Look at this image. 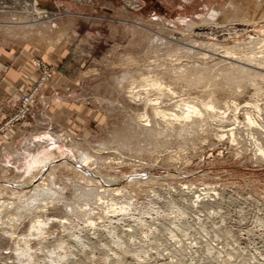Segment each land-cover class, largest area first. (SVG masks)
<instances>
[{"label":"rangeland","instance_id":"rangeland-1","mask_svg":"<svg viewBox=\"0 0 264 264\" xmlns=\"http://www.w3.org/2000/svg\"><path fill=\"white\" fill-rule=\"evenodd\" d=\"M133 3L138 7L130 9L124 0H49L40 4L57 18L43 22L35 15L37 22L30 26L26 12L10 0H0V42L6 48L20 44L16 51L30 52V64L21 66L30 67L33 78L23 94L35 96L25 116L20 113L21 98L1 114L0 202L16 204L28 198L31 187L2 186L25 185L37 169L27 174L35 157L65 152L43 170L56 195L62 193L59 201L53 197L38 202L27 207L34 211L27 213L12 205L9 210L0 207V264H264V159L253 153L255 129H245L241 108L257 105L248 111L264 125V70L246 61L264 49V0ZM236 19L247 20L254 29L241 33L237 27V34L222 39L206 28L217 22L232 28ZM251 38L257 44H250ZM232 67L252 69L256 85L249 79L247 85L214 93L213 84L223 83L222 73L234 71ZM193 68L210 72L213 81L191 87L187 82L194 77ZM149 80L162 84L161 97ZM130 88L141 97L160 98V110L167 114H180L186 110L182 103L190 102L201 109L205 124L196 126L199 130L189 127L192 137L176 142L175 132L186 123L170 117L173 123H184L175 126L168 117L144 111L128 98ZM225 101L241 107L236 112L229 108L223 124L209 122L202 102L214 103L223 112ZM143 113L161 144H149L131 131L132 121ZM233 127L231 136L228 130ZM85 156L91 160V170L86 169L93 181L63 165ZM106 178L114 187L103 183ZM86 188L124 190L117 197L105 195L103 204L97 198L87 202L80 192ZM74 206L89 214L77 216ZM34 220H43L41 232Z\"/></svg>","mask_w":264,"mask_h":264},{"label":"bare ground","instance_id":"bare-ground-1","mask_svg":"<svg viewBox=\"0 0 264 264\" xmlns=\"http://www.w3.org/2000/svg\"><path fill=\"white\" fill-rule=\"evenodd\" d=\"M4 1V0H3ZM6 1V0H5ZM10 1H12L15 5V7H16V5L18 6V7H20V9L23 11V12H26V14H28L29 16H30V18H31V21L29 22V24L31 23V25L30 26H33L37 21L34 19V16L35 15H37V16H39V17H41L40 19L44 22V21H47V20H50V19H56L57 18V16L56 15H54V14H51V13H48L46 10H44L43 9V7L41 6V4H40V6H36V5H34V4H32V3H29V2H26V1H19V0H10ZM11 3V2H10ZM124 3L127 5V7H129L130 9H133V8H137V7H135V5H134V3H133V0H124ZM15 7H13V8H15ZM10 8V7H9ZM1 9V8H0ZM11 10V9H10ZM14 10V9H13ZM3 11H5V10H3ZM21 11V12H22ZM36 16V17H37ZM29 18V19H30ZM261 19H263V26H264V17H261ZM235 21V20H234ZM236 21H237V19H236ZM233 22V21H232ZM248 23V21L247 20H239V21H237L235 24L233 23V25H232V28H230L231 26H229V28L227 27V26H223V24L222 23H219V22H217V24H213L214 26H212V27H206V28H208L207 30L209 31V32H211L215 37H217L218 38V36H220V38H222V39H225V37L227 38H229V36L231 35H235V34H237V32H239V31H237V27H239V28H242V29H240L241 31V33H244V32H247L248 30L247 29H249L250 28V30L251 29H254L253 27H250L249 26V23ZM9 24H16V23H9ZM27 24V23H26ZM222 24V25H221ZM226 24H227V22H226ZM225 24V25H226ZM228 25H231L230 23L228 24ZM199 31H200V29H199ZM253 32V31H252ZM200 33V32H199ZM253 35V34H252ZM250 36V35H249ZM261 41V40H260ZM261 42H264V39L261 41ZM250 44H257L256 43V38H255V40L254 39H252L251 38V41H250ZM262 48H264V44H262ZM264 50V49H263ZM260 51V52H257V53H253V54H251L250 56L251 57H248L247 59H246V61L247 62H250V60H252L253 62H255L256 63V65L257 66H255V69H258L259 70V66H260V68L262 67L263 68V70H264V56H259V54H263L264 55V51ZM256 55H258L259 57H256ZM235 63V62H234ZM236 64V63H235ZM233 65V64H232ZM243 65V64H242ZM249 65V64H248ZM247 65V66H248ZM230 66V65H229ZM246 65H244V67H245V69L247 68V69H249V66L247 67ZM231 67V66H230ZM229 67V68H230ZM243 67V68H244ZM254 67V66H253ZM226 68V67H225ZM233 68V67H232ZM194 69V68H193ZM231 69V68H230ZM234 69V71H232V70H226V72H223L222 74H224V81L223 80H221V81H223V83H221V84H217V83H214L213 84V87H214V93L218 90V91H225V89H227L228 87H233L234 86V88L236 89V88H239V87H235V86H241V85H244L245 83H246V85H247V80H252L251 78H250V76L251 75H253L252 73H250V72H252L251 70L250 71H248V72H246V70L244 69H239V70H236L235 69V67L233 68ZM238 69V68H237ZM195 70V69H194ZM221 70V69H220ZM219 70V71H220ZM212 71V70H211ZM170 72V71H169ZM188 72V71H187ZM187 72H184V73H179V74H186ZM191 72V71H190ZM253 72H255V71H253ZM164 73V72H163ZM191 73H193V75H194V77H193V79L192 80H189L187 83L191 86V87H200V86H202V85H204V84H206L207 82L209 83V81H213V79H211V76H210V72H208V71H205V69L203 70L202 68L200 69V70H195L194 72L192 71ZM191 73L189 74V73H187V74H189V75H191ZM167 74V73H166ZM255 74H256V72H255ZM169 75V74H168ZM183 75V76H184ZM212 75V74H211ZM219 75V74H218ZM261 75V74H260ZM264 75V74H263ZM176 76H178V74L176 75ZM176 76H173V77H176ZM182 75H180V77H181ZM182 76V77H183ZM187 76V75H186ZM215 76V75H214ZM254 76V75H253ZM172 77V78H173ZM189 77V76H188ZM187 77V78H188ZM213 77V76H212ZM255 77H257V78H260V76H258V75H255ZM261 77H263V76H261ZM184 78V77H183ZM190 78H192V76L191 77H189L188 79H190ZM218 78H220V76L218 77ZM252 78H254V77H252ZM186 79V78H185ZM185 79H184V81H185ZM187 79V80H188ZM221 79V78H220ZM255 79V78H254ZM254 79L252 80L253 82H254ZM174 81H178V79H176L175 80V78L173 79ZM181 80H182V78H181ZM215 80V79H214ZM249 80V81H250ZM176 81V82H177ZM221 81H219V82H221ZM247 81V82H246ZM180 82V81H179ZM182 82V81H181ZM216 82H218V81H216ZM218 82V83H219ZM145 83H146V80H145ZM149 83H150V85L152 86V87H155V88H153V89H155L156 91L158 90V92L160 93L159 94V96L162 94L161 92H162V88H161V85L159 84V83H157L156 81H150L149 80ZM183 83H185V85H187L186 84V82H183ZM250 83V82H249ZM147 84V83H146ZM180 84V83H179ZM254 84H255V82H254ZM149 85V86H150ZM188 85V86H189ZM256 85V84H255ZM150 86V87H151ZM164 86V85H163ZM162 86V87H163ZM251 86H252V84H251ZM134 87V86H133ZM243 87V86H242ZM205 88V87H204ZM248 88V87H247ZM253 88V87H252ZM134 89V88H133ZM133 89H131L130 88V91L128 92L129 93V96H128V98H130L131 99V102L132 103H134L136 106H139V105H141V107H143V109H144V111H146V110H150L151 111V113L154 115V117H163V118H165L166 117V119H167V117L168 118H172L173 119V121H176V122H184V123H186L187 124V122H191V124L188 126V125H184V127L183 126H181L182 124H184V123H181V124H177V123H175V126H176V124L178 125V126H181V128H177L176 127V129H178L176 132H175V137H174V141H176V142H182V143H185L184 141L186 140V135H188V130L187 129H189V127H190V129H192L193 127L194 128H196V126H199V124L200 125H202V122H203V125L205 124L204 122H205V120L202 118V116H203V112L201 113V109L200 110H198L194 105H190V102H181L182 103V105H183V107L186 109L185 111L182 109V111L180 112V114H167V112L166 111H162V110H160V107L162 106L161 104H160V98H154V99H151L149 96H147V95H145V97L143 96V97H141L140 96V94L138 93V92H135V91H133ZM242 89V88H241ZM166 90V88L164 89V91ZM171 90V89H170ZM228 90H230V89H228ZM232 90V89H231ZM234 90V89H233ZM146 91V90H145ZM234 91H237V90H234ZM257 91H258V89H256L255 90V92L257 93ZM157 92V93H158ZM166 92V91H165ZM174 92V91H173ZM212 92H213V90H212ZM232 92V91H231ZM242 92V91H241ZM254 92V91H253ZM254 92V93H255ZM211 93V92H210ZM221 93V92H220ZM219 93V94H220ZM224 93V92H223ZM234 93H236V92H234ZM258 93H259V91H258ZM143 94H145V93H143ZM233 94V93H232ZM150 95V94H149ZM209 95V94H208ZM216 95H218L217 93H216ZM224 95V94H223ZM237 95V94H236ZM240 95V94H239ZM233 96V95H232ZM126 97V96H125ZM161 97V96H160ZM211 98V97H210ZM209 98V99H210ZM192 100V99H191ZM194 100V99H193ZM179 101V100H178ZM186 101V100H185ZM210 101V100H209ZM213 101V100H212ZM211 101V102H212ZM180 102V101H179ZM200 102V101H199ZM211 102H202V105L201 106H203V108L204 109H202L203 111H204V113L205 114H207V116L206 117H208V119H210L209 120V122L211 121V123H214V122H212V121H215L216 123H222L223 124V119H225L224 118V116H225V113H226V111L227 110H229V108H233L234 110H235V112L237 111V110H239L238 108H240L239 107V105L238 104H236V103H234V102H231V101H229V102H226L225 101V104H224V107L226 108H223V109H225L223 112L222 111H219V108L218 107H216L215 105H213ZM213 102H215V101H213ZM166 103V102H165ZM180 103V104H181ZM222 103V102H221ZM177 104H179V103H177ZM177 104L175 105L176 107H177ZM179 104V105H180ZM222 104V105H223ZM159 105H161V106H159ZM178 105V107H180ZM177 107V108H178ZM173 108V107H172ZM242 109H244V125L247 127V128H245L246 130L247 129H251V128H253V129H255V134L257 135V137L255 138L254 136H256L254 133H253V138H252V136H250V135H248L249 137H250V139L252 138L253 140H255L254 141V143H253V145L255 146V148H254V150H255V152H253V153H257L258 155L257 156H259L260 157V160L262 161L263 159H264V145H263V142H264V125L261 123V122H259L260 120L259 119H257V118H255V117H252L251 115H250V113H249V109H255V108H258L257 107V105H251L250 103H246V104H244V105H242V107H241ZM178 109H180V108H178ZM172 110V109H171ZM241 110V109H240ZM243 111V110H242ZM166 112V113H165ZM236 114H238V113H236ZM152 115V116H153ZM205 116V115H204ZM236 116V115H235ZM138 117V118H137ZM136 118L138 119V120H134V121H132V125L133 126H130V127H134V130H132L131 129V131L133 132V133H135V136L136 137H141L143 140H145L146 142H148L149 144H156V145H158V144H161V141L157 138V137H160V136H157L156 134H155V132H154V130H153V128L152 129H148V128H150L149 126L150 125H148V123L150 122L147 118H146V115H145V113H143V114H138V116H136ZM170 118V119H171ZM205 118V117H204ZM236 118V117H235ZM234 118V119H235ZM166 119H164L162 122H167V121H169L168 119H167V121H166ZM172 119H171V122H172ZM160 120H162V119H160ZM259 120V121H258ZM208 121V120H207ZM206 121V122H207ZM234 121H236V119L234 120ZM142 122H146V124L144 123V125L143 124H141ZM209 122H207V123H209ZM238 122V121H237ZM157 123V122H156ZM168 123H170V122H168ZM167 123V124H168ZM173 123V122H172ZM172 123H170L171 125H172ZM173 123V124H174ZM206 123V124H207ZM215 123V124H216ZM235 123V122H234ZM154 124V123H153ZM166 124V125H167ZM222 124H220L221 126H222ZM155 125V124H154ZM161 125V124H160ZM163 125V124H162ZM169 125V124H168ZM202 125V126H203ZM207 125H209V124H207ZM207 125H205V126H207ZM211 125V124H210ZM214 125V124H213ZM218 125V124H217ZM148 126V127H147ZM156 126V125H155ZM187 126H188V128H187ZM215 126V125H214ZM245 126H243V127H245ZM168 127V126H167ZM172 127H174V126H172ZM172 127H170L169 129L171 130L172 129ZM201 127V126H200ZM218 127V126H217ZM238 127V126H237ZM157 128H158V126H157ZM199 128V127H198ZM198 128H196L197 130H199ZM210 128H211V126H210ZM216 128V127H215ZM219 128V130L218 131H221V129H220V127H218ZM222 128V127H221ZM235 128H236V126H235ZM234 127L233 128H230L227 132L228 133H230V135L231 136H233V129H235ZM125 129V131H126V128H124ZM137 129V130H136ZM201 129V128H200ZM202 129H203V127H202ZM201 129V130H202ZM217 129V128H216ZM197 130H195L196 132H198ZM204 130V129H203ZM202 130V131H203ZM210 130V129H209ZM245 130V131H246ZM130 131V130H129ZM190 131V130H189ZM215 131V130H214ZM225 131V130H224ZM223 131V132H224ZM248 131V130H247ZM246 131V132H247ZM251 131V130H250ZM162 132V131H161ZM193 131H191L190 133H192ZM163 133V132H162ZM174 133V132H173ZM208 132H206V134H207ZM224 133H226V132H224ZM227 133V134H228ZM129 134H131L130 132H129ZM169 134V133H168ZM202 134H203V132H202ZM216 134V133H215ZM226 134V135H227ZM235 134V133H234ZM247 134V133H246ZM249 134H251L250 132H249ZM132 135V134H131ZM162 135V134H161ZM192 135H194L193 133H192ZM208 135V134H207ZM229 135V134H228ZM166 136H168V135H166ZM165 136V137H166ZM170 136V135H169ZM189 136H191V134L190 135H188V137ZM214 136V135H213ZM215 136H217V135H215ZM214 136V137H215ZM221 136V135H220ZM219 136V139L221 140L222 138ZM173 137V136H172ZM192 137V136H191ZM195 137V136H194ZM223 137V136H222ZM235 137H237V136H235ZM248 137V138H249ZM216 138H218V137H216ZM230 138V137H229ZM255 138V139H254ZM204 139V138H203ZM218 139V140H219ZM246 139V138H245ZM250 140V141H253V140ZM231 140H234L233 139V137H232V139ZM259 141V142H258ZM123 142V141H122ZM130 142H131V140H130ZM165 142H166V140H165ZM187 142V141H186ZM241 142V141H240ZM162 143H163V141H162ZM232 145H233V143H231ZM235 144V143H234ZM129 144L128 143H124V146H128ZM123 146V145H122ZM177 147V146H176ZM180 147V146H179ZM253 150V151H254ZM58 151H60L58 154H56L55 156H53V157H51V156H49V155H46V154H49V152L48 153H45V154H41V155H39V156H37V157H35V159L34 160H32V162L30 161L29 163H28V172H27V174H30V172L31 171H33V169L34 168H37V169H35L36 171H34L35 173H33L34 175H32V176H30V178H29V180H28V182L25 184V185H20V186H18L17 185V187H15V186H13L12 184H4L2 187L3 188H9V187H14V188H17V189H22V188H27V187H31V188H29L30 190H31V193L29 194V196H27L28 198L27 199H25V200H23V201H19V202H16V204H14L13 202L11 203V202H8V201H3V202H0V207H3V210H5V208H9L8 207V205H12L11 206V208H14L15 209V211H18V210H20L21 211V209H22V211H24V210H26V213H27V211H31V212H34V211H32L31 209H27V207H31L32 205L34 206V205H36L38 202L39 203H43V202H45V201H48V200H52L53 199V197L56 199V197H57V199H56V201H59L60 199H61V197L62 196H60V195H62V193L60 194V192H59V194L60 195H56L57 193L55 192V191H53L52 190V188L50 187L51 185L50 184H48V182H46V176H45V173H44V171L43 170H46L47 168H48V166L50 165V164H52L53 163V160L54 159H56V158H58L59 156H63V155H65L64 153L65 152H62L60 149L58 150ZM157 151V150H156ZM182 152V151H181ZM239 152V151H238ZM179 154H180V152H179ZM253 155V154H252ZM256 156V157H257ZM68 157V156H67ZM70 157V156H69ZM60 158V157H59ZM178 158V157H177ZM259 159V158H258ZM63 160V159H62ZM256 160V159H255ZM95 161V160H94ZM55 162V161H54ZM91 162V160H90V157H88V156H85V157H83L82 159H80V161L78 160L77 162H75L74 160H70L69 162L67 161H65L64 163H63V165L67 168V169H70V170H74V171H78V172H80V173H82V174H85V175H87V177L90 179L89 181H93V178H95L94 177V175L92 174V173H90L89 172V170L88 169H90L89 168V166H90V163ZM57 163V162H56ZM55 163V164H56ZM53 166V165H52ZM61 167V166H60ZM94 167V166H93ZM86 168H88V169H86ZM91 170V169H90ZM42 172V173H41ZM46 173H48V172H46ZM43 174V175H42ZM46 175H48V174H46ZM138 178V177H137ZM47 179H48V177H47ZM101 179V178H100ZM104 179V178H103ZM107 179L108 178H106V181H103V183L104 184H106L107 185V187H114V184H112L113 182L112 181H110L109 179H108V181H107ZM112 179V178H111ZM49 180H51V179H49ZM113 180V179H112ZM118 180V179H117ZM102 181V180H101ZM127 181V180H126ZM98 182V181H97ZM117 182V181H116ZM123 182V181H122ZM102 183V184H103ZM115 184H117V183H115ZM2 185V184H1ZM119 185V184H118ZM116 186V185H115ZM1 187V188H2ZM73 187V186H72ZM155 188V187H154ZM56 189V188H55ZM83 189V188H82ZM176 189V188H175ZM184 189H186V188H184ZM123 190L124 189H122V188H100V189H94V188H86V189H84V191H80V192H83V195H84V197L85 198H88V200H87V202L88 201H90L91 199H94V198H97V200L96 201H98V202H101L100 200L101 199H103L104 197H105V195H110V197H117V196H119L122 192H123ZM20 191V190H19ZM61 191H64L63 189L61 190ZM149 191V190H148ZM79 192V193H80ZM126 192V191H125ZM134 192V191H133ZM141 192V191H140ZM26 193V192H25ZM127 193V192H126ZM185 193V192H184ZM77 194H78V192H77ZM76 194V196H78ZM137 194V193H136ZM205 194V193H204ZM56 195V196H55ZM82 195V196H83ZM123 195V194H122ZM126 195V194H125ZM20 196H21V194H19V198H20ZM24 196H25V194H24ZM80 197H81V195H79ZM213 197V196H212ZM21 198L23 199V195L21 196ZM20 198V199H21ZM90 198V199H89ZM106 198V197H105ZM124 197H122V199H123ZM21 199V200H22ZM113 199V198H112ZM120 199H121V197H120ZM122 199L120 200V201H122ZM196 199H199V197H196ZM114 200V199H113ZM95 201V202H96ZM7 202V203H6ZM53 203H55V201L53 202ZM57 203V202H56ZM63 203V202H62ZM67 203V202H66ZM75 203V202H74ZM94 203V202H93ZM101 203H103V202H101ZM49 204H51V203H49ZM78 204V203H77ZM76 204V205H77ZM95 204V203H94ZM104 204V203H103ZM122 204V203H121ZM38 205V204H37ZM48 205V204H47ZM54 205H56V204H54ZM57 205H59V204H57ZM99 205V204H98ZM97 205V206H98ZM39 206H42V205H39ZM48 206H50V205H48ZM71 206H73V205H71ZM86 206V205H85ZM89 206V205H88ZM100 206V205H99ZM101 206H102V204H101ZM45 207V206H44ZM52 207V206H51ZM50 207V208H51ZM62 207V206H61ZM64 207V206H63ZM70 207V206H69ZM68 207V208H69ZM75 207V206H74ZM38 208V207H37ZM41 208V207H40ZM40 208H39V210H40ZM65 208H67V204H66V207ZM76 208V207H75ZM83 208H84V206H83ZM72 209V208H71ZM74 209V208H73ZM81 209V208H80ZM85 209H86V207H85ZM9 210V209H8ZM11 210V209H10ZM38 210V209H37ZM42 210V209H41ZM78 209L76 208V211H77ZM82 210V209H81ZM0 211H2V208H1V210ZM70 211V210H69ZM85 211H88V209L87 210H85ZM85 211H81V212H79V211H77V216H79V214H89V211L88 212H85ZM6 212H8V211H6ZM29 212H28V215H30L29 214ZM37 212V211H36ZM72 212V210L69 212V213H71ZM91 212V211H90ZM93 212V211H92ZM92 212L90 213V214H92ZM13 213H16V212H13ZM43 213V212H42ZM72 213H74V212H72ZM25 214V213H24ZM23 214V215H24ZM13 216H15L14 214H12ZM18 215V214H17ZM27 215V214H26ZM85 215V216H86ZM20 216H21V213H20ZM76 216V217H77ZM82 216H84V215H82ZM28 217H30V216H28ZM32 217V216H31ZM44 217V216H43ZM87 217V216H86ZM89 217V216H88ZM14 218H16V216L14 217ZM21 218V217H20ZM42 218V217H41ZM22 219V218H21ZM23 219H24V217H23ZM40 219V218H39ZM43 219V218H42ZM87 219V218H86ZM85 219V220H86ZM91 219V218H90ZM16 220H18V218H16ZM33 220V219H32ZM36 220V219H35ZM35 220H34V222H35ZM15 221V220H14ZM40 221H43V220H37V222H35L36 224H34V226H36L35 228L39 231V230H41V228H42V226H43V228H44V225H43V222H40ZM46 221V220H45ZM44 221V222H45ZM48 221V220H47ZM88 221V220H87ZM33 222V221H32ZM65 222H66V220H65ZM64 222V223H65ZM11 223H12V221H11ZM16 223V222H15ZM49 223V222H48ZM61 223V222H60ZM63 223V222H62ZM88 225H91L92 224V222H90V221H88ZM13 224V223H12ZM17 224V223H16ZM66 224V223H65ZM14 225V224H13ZM32 225H33V223H32ZM15 226V225H14ZM33 226V227H34ZM46 226V225H45ZM32 227V226H31ZM9 230V229H8ZM13 230V229H12ZM32 230V229H31ZM30 229H29V233H30V231H31ZM7 231V230H6ZM14 231V230H13ZM32 231H36L34 228H33V230ZM39 232H41V231H39ZM32 233V232H31ZM34 233V232H33ZM36 233V232H35ZM36 234H38V233H36ZM42 234V233H41ZM112 234V233H111ZM32 235V234H31ZM29 236H30V234H29ZM34 236V235H33ZM32 236V237H33ZM37 236H39V235H37ZM31 237V236H30ZM41 245V244H40ZM55 245V244H54ZM43 246V245H42ZM44 248V247H43ZM24 249H27V248H24ZM23 249V250H24ZM22 250V251H23ZM25 251V250H24ZM20 253H23V254H25V253H27V252H20ZM22 255V254H21ZM20 255V256H21ZM26 256V255H25ZM31 258V257H30ZM18 264V263H17Z\"/></svg>","mask_w":264,"mask_h":264},{"label":"crops","instance_id":"crops-1","mask_svg":"<svg viewBox=\"0 0 264 264\" xmlns=\"http://www.w3.org/2000/svg\"><path fill=\"white\" fill-rule=\"evenodd\" d=\"M19 46L13 43L6 48L0 42V118L1 114L8 112L19 101L33 78L30 67L21 66L24 63L30 64V52L16 51Z\"/></svg>","mask_w":264,"mask_h":264},{"label":"built area","instance_id":"built-area-1","mask_svg":"<svg viewBox=\"0 0 264 264\" xmlns=\"http://www.w3.org/2000/svg\"><path fill=\"white\" fill-rule=\"evenodd\" d=\"M19 1H26V2L32 3L36 6H40L41 2H47L49 0H19ZM36 65H37V67L39 66V64H36ZM34 97H35L34 94H32L31 92H26L25 94H23L21 96L20 113L22 116H25L29 112V108L32 106V104L35 101Z\"/></svg>","mask_w":264,"mask_h":264}]
</instances>
